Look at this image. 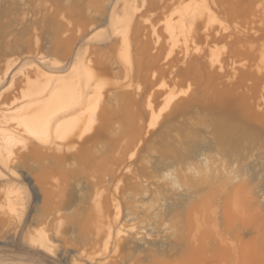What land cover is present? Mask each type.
Instances as JSON below:
<instances>
[{"label": "rangeland", "instance_id": "374dc122", "mask_svg": "<svg viewBox=\"0 0 264 264\" xmlns=\"http://www.w3.org/2000/svg\"><path fill=\"white\" fill-rule=\"evenodd\" d=\"M134 4L163 33L197 5L228 28L211 41L181 30L177 43H155L124 134L126 77L105 59L122 51L114 27ZM207 48L220 52L214 76L193 69L205 57L180 51ZM78 50L105 58L95 70L121 84L105 96L115 109L82 154L40 148L14 172L0 160V264H264V0H0L1 115L40 82L72 75ZM226 87L245 108L218 100Z\"/></svg>", "mask_w": 264, "mask_h": 264}, {"label": "bare ground", "instance_id": "6f19581e", "mask_svg": "<svg viewBox=\"0 0 264 264\" xmlns=\"http://www.w3.org/2000/svg\"><path fill=\"white\" fill-rule=\"evenodd\" d=\"M146 9L145 6L134 4L127 8H123V11L120 10V16L128 13V17L123 20L122 28L119 26L114 27V42L112 46L118 48L123 47V49L117 56L114 55L112 58L111 56L106 59L103 58L107 60L105 63H115L116 67L115 64L113 67L118 70L117 73L124 72L123 74L125 76H123L126 77L123 83L128 88L121 89L122 91L120 93L123 96L124 103H121L123 105L121 107L122 109L124 107L123 113H125V115L123 114V120L125 119L127 130L126 132V130L122 129V131L124 130L126 132H124V134H127L129 130L131 131L130 126L135 119L134 116H136L138 112V110L136 112V110L132 111L131 109L133 106L131 103L134 102L135 95L140 94L136 89L138 83L135 78L140 79L141 77H148V57L155 56L154 50L157 49L155 43H160L161 46V44L170 37L171 42L175 44L179 40L178 34L181 30L186 31V36L190 33L191 39L194 41L196 37L211 41L217 37L218 32H220V38H225L227 36L224 30L228 27L225 25L223 26L219 17L212 9H208V6L202 7L201 5H197L191 8V10L187 9L184 13L179 14L180 24L177 25V23H172V20L168 22L167 28L169 29V33H163L161 26L155 20L148 21V11H146ZM119 20L120 18L118 22ZM74 35L73 37L76 38ZM66 37H68L66 40L69 42V46L65 47L68 48L65 52L66 58H68V56H72L74 43L71 41L70 36ZM182 47L189 49L187 46ZM180 51L184 53L185 58H190L191 60H200L202 57H205V63L201 65V68L196 65L193 69L196 74L199 72L198 70L202 69L211 76H214V72H216L217 69L215 61L218 59L217 55L220 52H210L212 58H209L207 57V54H209L208 48L205 49L203 53L191 51L190 53L192 54L189 55H186V51L184 50ZM87 53L89 52L81 54L79 50L76 52L77 55L73 57V63L71 64L72 75L57 74L54 76V80L48 77L50 78L49 81L44 83L40 82V84L30 89L25 94L24 100L21 101L20 105L19 102L17 106H12L8 112H2L3 115L0 113V125L4 124V126H7L6 128L12 131L10 135L2 134L0 136V160L7 170L14 172V165L19 162L21 163V161L24 160L22 157H24V155L26 156V154L28 155V153L35 152L38 153L39 156V152H41L39 151L40 148H45V150L48 151H61L64 154H66L68 150L72 151V154L76 152H81L82 154L83 149H81L80 146L95 138L102 130L107 128L109 111L115 108H109V102L105 99V96H112L115 93V89H119L121 84L117 83L114 85L106 82V80L104 81V79L98 76L95 66L101 64L104 60L101 57L97 58V60L96 57L95 59L92 58L93 56L88 57L87 55L86 57ZM42 63L44 64L43 61ZM53 63H57L58 66L56 67H60L58 64L59 61L54 60ZM166 63L167 59L163 61V59L160 58L157 62L153 63L152 69L156 66L165 65ZM78 64L80 66H78ZM228 73L230 74V71H228L227 74ZM139 75L143 76L140 77ZM218 75L223 76V74L219 72ZM134 80L137 83L136 85L134 84ZM139 83L141 84V82ZM216 91L215 93L217 94L218 100L226 103L236 102L242 105L241 108H245L243 107L245 105L243 104L244 98L241 97V95L236 96L231 88L226 87L219 93ZM118 92L120 91H116L117 94ZM141 95L142 94H140V96ZM19 96L21 95L19 94ZM119 99L121 100V98ZM136 104L137 103H135V105ZM130 105L132 106L130 107ZM133 112H136L135 115ZM254 113L257 114V111ZM132 114L134 116H132ZM130 142V145H128L129 150L135 148L133 141ZM5 147L8 148L5 149ZM0 212H8L1 203Z\"/></svg>", "mask_w": 264, "mask_h": 264}]
</instances>
